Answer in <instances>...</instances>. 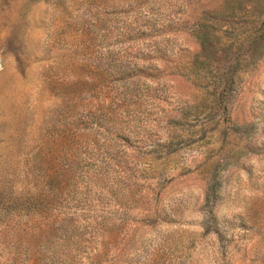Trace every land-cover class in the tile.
I'll list each match as a JSON object with an SVG mask.
<instances>
[{"label":"rangeland","instance_id":"1","mask_svg":"<svg viewBox=\"0 0 264 264\" xmlns=\"http://www.w3.org/2000/svg\"><path fill=\"white\" fill-rule=\"evenodd\" d=\"M0 264H264V0H0Z\"/></svg>","mask_w":264,"mask_h":264}]
</instances>
